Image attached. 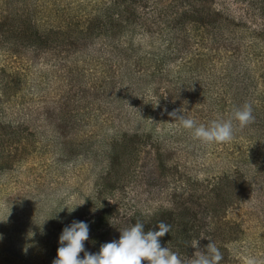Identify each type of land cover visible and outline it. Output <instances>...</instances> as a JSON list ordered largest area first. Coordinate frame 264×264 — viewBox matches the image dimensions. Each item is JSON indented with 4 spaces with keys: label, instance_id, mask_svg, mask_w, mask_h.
I'll use <instances>...</instances> for the list:
<instances>
[{
    "label": "rangeland",
    "instance_id": "1",
    "mask_svg": "<svg viewBox=\"0 0 264 264\" xmlns=\"http://www.w3.org/2000/svg\"><path fill=\"white\" fill-rule=\"evenodd\" d=\"M14 8L48 45L0 40V86L17 91L9 102L0 87V264H53L73 221L88 222L95 253L138 221L147 231L189 210L219 264H264V171L251 164L216 193L261 159L264 0H0V22ZM245 103L255 119L234 121L226 143L169 116L208 124Z\"/></svg>",
    "mask_w": 264,
    "mask_h": 264
},
{
    "label": "clouds",
    "instance_id": "2",
    "mask_svg": "<svg viewBox=\"0 0 264 264\" xmlns=\"http://www.w3.org/2000/svg\"><path fill=\"white\" fill-rule=\"evenodd\" d=\"M169 116L203 144L229 142L234 137V121L244 127L255 119L250 103L235 107L230 118L213 119L208 124H197L194 119L186 117L184 112L178 115L176 110L170 112ZM170 230V225L160 222L155 229L146 231L144 223L138 221L120 231L118 240L107 242L101 245L98 252L91 253L85 250L90 231L88 222L73 221L63 229L59 237L60 246L53 264H183L176 252L161 244V238ZM198 243L194 242V248H198ZM221 259L219 249L211 241L204 251L195 252L190 264H219Z\"/></svg>",
    "mask_w": 264,
    "mask_h": 264
},
{
    "label": "trees",
    "instance_id": "3",
    "mask_svg": "<svg viewBox=\"0 0 264 264\" xmlns=\"http://www.w3.org/2000/svg\"><path fill=\"white\" fill-rule=\"evenodd\" d=\"M4 17L2 19V22H0V40L3 37L5 42L8 44V47L10 49H16L19 48L20 45H22L20 42L22 40H26L25 45H30V46H35L38 47L40 44V48L42 47L43 49L46 48L48 45V40L45 39V41H41L40 38H37V32L35 33L34 30L39 29L38 26L35 23V20L33 21L27 16H24V12H21L19 8H14L13 10H8L5 11L3 14ZM30 15V13H29ZM196 22H202L203 18L197 17ZM1 21V20H0ZM223 26L218 25L217 28L219 30L222 29ZM238 27V26H236ZM237 31H242V30H237ZM236 32V31H235ZM234 39L237 41L243 40L242 37L238 38V36H234ZM44 43V44H42ZM37 49V48H36ZM253 47H251V50ZM235 60V59H234ZM234 60L232 61L235 66ZM228 70H230L228 67H226ZM225 81L229 80V84L234 85L236 84L235 78L232 74L230 75H225ZM241 82V80H240ZM2 92L4 93L6 99L9 102H12L14 99H17V91H14L12 87H9V83L3 81V86H0ZM5 105H2L0 107V114L4 112ZM257 116L259 117V121L262 120L264 121V113L258 112ZM256 123V127H257ZM12 126V125H11ZM259 142L260 144H264V136L259 137ZM260 147V148H258ZM259 152V156L261 157L260 161H256L257 163H253L255 160L251 155L248 156V162L249 166H245L241 164L239 166L238 171L236 174L230 176V175H223L220 178V182L223 184L220 185L221 188H218L216 193L219 194L220 192L224 191V197L227 195L228 190L233 189L232 184L233 182L237 179H243L244 178V173L248 168L251 169V164L253 166H257L259 170L262 172L264 171V146H257L253 151L252 154H256V151ZM65 152V150L63 151ZM112 153V152H110ZM250 157V158H249ZM246 161V159L244 160ZM109 165L107 166V175L110 173V169L108 168ZM257 168V169H258ZM241 169V170H240ZM241 172V173H239ZM259 172V171H257ZM103 186H104V179H101ZM234 194L230 195V198ZM231 202V201H230ZM103 208V206H102ZM214 212H217L214 210ZM186 215V216H185ZM179 214V215H173L172 217H166V224L171 226V230L168 234H166L161 240L165 241V243H169L170 248L173 252H176L183 263H187V260L190 259L193 256L194 252V242L195 241H201L205 248L209 244V239L210 237H205L200 224L198 223V220L196 217L190 212V210L187 212V214ZM167 216V215H166ZM181 216V218L176 219L175 217ZM174 217V218H173ZM163 222V221H162ZM165 223V222H164ZM212 224L216 225V222H212ZM205 250V249H204Z\"/></svg>",
    "mask_w": 264,
    "mask_h": 264
}]
</instances>
